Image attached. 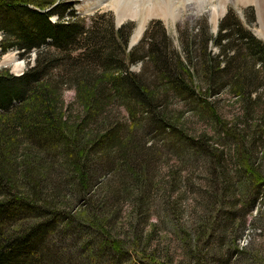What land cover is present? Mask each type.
Instances as JSON below:
<instances>
[{
  "label": "trees",
  "instance_id": "1",
  "mask_svg": "<svg viewBox=\"0 0 264 264\" xmlns=\"http://www.w3.org/2000/svg\"><path fill=\"white\" fill-rule=\"evenodd\" d=\"M73 6L67 0H0V56L10 49L27 59L34 53L21 75L0 71V264H163L145 249L151 235L143 242V226L128 239L114 232L120 196L135 192L143 203L154 189L144 164L149 155L143 137L149 132L169 140L170 151L212 164L204 184L188 189L197 193L201 209L202 202L221 209L213 217L215 228L200 213L191 228L180 231L190 248L183 258L185 264H227L223 245L242 234L264 175L238 119H221L213 98L227 93L241 104L242 117L252 118L264 85V43L227 11L214 36L200 24L204 38L197 45L194 36L179 43L180 51L171 48L160 23L152 21L127 49L131 22L116 26L109 13L82 17ZM243 18L252 24V13ZM207 44L216 48V57ZM131 65L140 72H130ZM64 89L73 93V116L62 102ZM169 96L186 101L193 117L209 119L237 145L233 159L244 176L240 183L204 133H187L178 113L163 112ZM117 105L145 121L136 120L141 138L109 119ZM238 186L249 188L250 199L241 205ZM147 214L137 213L138 225H145ZM235 216L239 221L230 226ZM209 240L216 256L204 263L192 250Z\"/></svg>",
  "mask_w": 264,
  "mask_h": 264
},
{
  "label": "rangeland",
  "instance_id": "2",
  "mask_svg": "<svg viewBox=\"0 0 264 264\" xmlns=\"http://www.w3.org/2000/svg\"><path fill=\"white\" fill-rule=\"evenodd\" d=\"M67 1L73 2L75 14L82 17H89L94 13H109L115 25L117 21L122 23L131 22L133 29L128 39V44L129 42L132 43L133 35L140 21V17L136 18L137 16L133 17L131 15L134 14L133 9L129 12V17L124 18V16L119 15V12L113 9L112 0ZM178 1L175 0L176 5L169 18L152 17L146 20L144 29L133 46L137 44L147 25L152 21L160 23L166 36L170 40L171 48L180 51L179 43L188 44L194 36L197 39L194 44L192 42V45H197L204 38V36L202 37L198 33L201 27L200 24L207 27L209 35L214 36L218 21L227 11L232 12L239 21H243L242 16L244 12L252 13L253 22L250 26V33L264 43V0H202L199 3H202L201 5H189L185 8L179 7ZM217 14L218 17L214 22L213 16ZM53 20H55L54 17L51 18V21ZM130 48L127 45V49ZM207 50L216 57L217 50L215 47L207 44ZM20 52L16 49H10L2 54L0 56V71L5 70L12 75L15 74L14 76H18L20 72L22 74L26 67L32 64L34 53L32 52L27 59L25 57H19ZM16 66L18 67L15 68ZM129 70L133 74H137L140 72V66L131 65ZM258 94L261 98L253 104L252 112L250 113L252 118L248 119L242 117L243 110L238 100L232 98L227 93L222 92L218 96H215L213 100L216 112L221 119L227 123H233L236 118L238 119V129L240 131L241 129L244 130V135L242 134L244 143L249 148V151H253L256 161L259 163V171L264 175V85L258 90ZM61 99L69 111L68 116H73L78 108L74 104L72 91L64 89L61 94ZM208 99L212 100L210 97ZM164 105L163 112L168 116H174L178 113L181 122L187 130L184 131L194 136L204 133L208 137L209 142L217 150L223 152L225 165L230 173L229 175L237 184L244 179V176L238 173L239 168H237L233 159L237 145L228 137L221 134L216 125L209 122V119L193 117L191 114L192 110L187 102L179 98L169 96ZM107 115L111 121L118 123L122 127H129V129L136 132L138 137L141 138V131L135 129L136 120L141 124H144L145 121L142 120L139 114H135L131 118L122 106L117 105ZM144 129L149 128L145 127ZM143 139L145 141L144 146L146 147H143V149L149 155L148 161L144 163L147 165L146 176L152 178L154 189L149 193L147 200H144L143 203L140 202L138 193L135 192H131L133 193L131 196H120L118 203L120 204V212L114 219V232L119 237L128 239V237H131L132 234L140 230V227L143 226V242L147 239V237H144L146 236L145 234L150 233L151 235L150 243L145 249L147 251H153L156 259L160 263L185 264L186 262L183 256L190 255V248L186 246V234L180 231H184L187 227L191 228V225L196 222L195 219H197L200 213H204L209 218L210 225H213V228H215L216 219L213 217H215L216 211L221 209L220 204H210L205 208L203 202V209H201L200 204H195L198 199L197 193L191 192L188 189L190 185L192 189H195L197 185L204 184L201 181L206 180V175L211 173L212 164L206 161L203 156L190 157L188 152H184L183 154L180 149L178 150L180 155L170 151L169 140L161 135L149 132ZM253 139L255 144H252ZM147 148H150V150L147 151ZM13 165V167H17L15 162ZM173 181L176 190L170 191V185ZM115 183L116 181H112L111 184ZM182 195L183 197L181 198L180 196ZM209 197L210 194H208ZM249 199V188L238 186L236 190L237 205H241ZM144 210L148 211V214L145 216L147 222L144 225L139 220L140 224L138 225L137 213L144 212ZM210 217L214 220L212 221ZM238 221V216H235L233 224L230 226H236ZM244 221V230L241 232L240 237L236 238L234 243H230L229 240L227 244L223 245V253L227 256L226 263L264 264V187L260 188L259 198L256 200L255 207L250 213H246ZM205 222L200 221L199 223L205 224ZM229 231L230 227H228ZM213 244L214 242L212 240L209 244L192 250V253L196 251L198 253L197 255H200L201 259L206 263L210 258H213V254L217 250ZM140 247L144 246L142 245ZM196 258L199 257L197 256Z\"/></svg>",
  "mask_w": 264,
  "mask_h": 264
},
{
  "label": "bare ground",
  "instance_id": "3",
  "mask_svg": "<svg viewBox=\"0 0 264 264\" xmlns=\"http://www.w3.org/2000/svg\"><path fill=\"white\" fill-rule=\"evenodd\" d=\"M202 0H179L177 3L179 7L185 8L189 5H201L199 4ZM113 9L119 12V15L124 16V18L129 17V12L133 9V17H140L138 26L132 38V42L136 41L143 29L146 20L152 17H160L167 19L172 14V10L175 8V0H112ZM132 13V12H131ZM132 17V16H131ZM216 16H213L214 22L216 21ZM7 61V60H6ZM16 66L15 68H17Z\"/></svg>",
  "mask_w": 264,
  "mask_h": 264
},
{
  "label": "crops",
  "instance_id": "4",
  "mask_svg": "<svg viewBox=\"0 0 264 264\" xmlns=\"http://www.w3.org/2000/svg\"><path fill=\"white\" fill-rule=\"evenodd\" d=\"M243 17V16H242ZM243 19V21L242 20H240V23L242 24V26L247 30V31H249V32H251L250 31V26H251V24H248L245 20H244V18H242ZM257 38V37H256Z\"/></svg>",
  "mask_w": 264,
  "mask_h": 264
},
{
  "label": "water",
  "instance_id": "5",
  "mask_svg": "<svg viewBox=\"0 0 264 264\" xmlns=\"http://www.w3.org/2000/svg\"><path fill=\"white\" fill-rule=\"evenodd\" d=\"M120 24H122V22H118V21H117L116 26H119ZM138 39H139V38H138ZM138 39H137V40H138ZM137 40H136V41H137ZM136 41H134V42H132V43L129 42V44H128V48L132 47V46L136 43ZM14 75H15V74H14ZM19 75H21V72H20V74H18V76H19ZM16 76H17V75H16Z\"/></svg>",
  "mask_w": 264,
  "mask_h": 264
}]
</instances>
